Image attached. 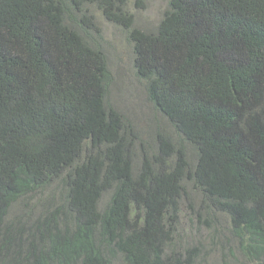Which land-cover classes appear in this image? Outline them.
Here are the masks:
<instances>
[{"label":"trees","instance_id":"1","mask_svg":"<svg viewBox=\"0 0 264 264\" xmlns=\"http://www.w3.org/2000/svg\"><path fill=\"white\" fill-rule=\"evenodd\" d=\"M165 1L145 31L127 0H0V264H211L219 247L264 264V0ZM90 6L126 34L165 121L152 143L109 102Z\"/></svg>","mask_w":264,"mask_h":264},{"label":"rangeland","instance_id":"2","mask_svg":"<svg viewBox=\"0 0 264 264\" xmlns=\"http://www.w3.org/2000/svg\"><path fill=\"white\" fill-rule=\"evenodd\" d=\"M138 0H127L126 10L132 14L135 20L134 26L150 31L155 29L162 20L168 4L165 0H143L144 8L137 5ZM98 25L102 29L103 45L109 62V68L113 76V82L109 92V102L118 111L127 116L135 127L142 133L144 140L152 143V134H155V122L165 124L162 117L157 115L153 106L148 101L144 84L137 79L133 67L131 47L127 42L124 31L108 23L97 8L90 6ZM171 136L176 137L172 132ZM185 217L183 218L184 231L188 233L189 241L204 240L207 232L190 228ZM221 230V227H218ZM218 242L225 241L223 235L218 236ZM222 248L212 251L211 264H218V254Z\"/></svg>","mask_w":264,"mask_h":264}]
</instances>
